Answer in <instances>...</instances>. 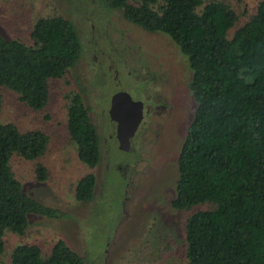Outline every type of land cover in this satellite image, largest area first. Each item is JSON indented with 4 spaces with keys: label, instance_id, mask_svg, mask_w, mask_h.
<instances>
[{
    "label": "trees",
    "instance_id": "1",
    "mask_svg": "<svg viewBox=\"0 0 264 264\" xmlns=\"http://www.w3.org/2000/svg\"><path fill=\"white\" fill-rule=\"evenodd\" d=\"M97 1L143 31L166 34L189 68L194 111L177 155L170 204L180 211L211 207L186 218V264H264V0L238 25L239 14L224 0ZM30 40L0 34V86L39 111L49 101L50 82L81 59L83 43L78 26L59 14L38 17ZM66 100L69 137L89 168L77 179L74 196L88 203L101 162L100 134L81 94L70 92ZM47 144L42 130L0 122V254L4 232L25 233L27 214L57 215L24 193L9 164L14 153L39 159ZM34 172L39 180L48 176L41 162ZM10 255L11 264H86L62 239L49 252L23 243Z\"/></svg>",
    "mask_w": 264,
    "mask_h": 264
},
{
    "label": "rangeland",
    "instance_id": "2",
    "mask_svg": "<svg viewBox=\"0 0 264 264\" xmlns=\"http://www.w3.org/2000/svg\"><path fill=\"white\" fill-rule=\"evenodd\" d=\"M224 1L239 14L238 25L259 0ZM55 14L71 19L80 29L81 59L63 77L50 82L49 101L42 110L29 109L16 92L0 86V122H11L23 131L39 129L47 135L43 156L29 160L14 153L9 164L24 193L56 210L57 215L29 213L25 233L5 231L0 264H11V250L16 245L35 243L49 252L58 239L86 264H186V218L197 209L211 206L180 211L170 204L175 195L177 155L194 111L185 57L166 34L143 31L124 20L119 11L104 9L97 0H0V34L30 43L36 19ZM125 60L144 74L145 66L153 72L159 70L158 78L170 86L172 107L167 131L158 135L154 147L149 145V138L145 140L150 149L142 151L141 159L133 151L135 144L130 151L119 149L115 134H111L113 121L106 111L114 88V70H120V62ZM101 78L106 81L102 95L106 104L99 105L94 85ZM124 90L135 99L132 91ZM78 91L85 95L84 102L102 136L101 162L94 169L95 194L88 203L74 196L77 179L89 168L79 160L66 127V94ZM37 162L47 168L46 179L36 177ZM121 162L126 169H120Z\"/></svg>",
    "mask_w": 264,
    "mask_h": 264
},
{
    "label": "flooded vegetation",
    "instance_id": "3",
    "mask_svg": "<svg viewBox=\"0 0 264 264\" xmlns=\"http://www.w3.org/2000/svg\"><path fill=\"white\" fill-rule=\"evenodd\" d=\"M102 54L104 53L102 52ZM107 58H109V55L106 57V59ZM101 61H104V60L102 59ZM101 61L99 62V64L102 66ZM120 66H121L120 70L118 68L114 70L115 72L114 73L115 81L113 83L114 88L112 92L110 93L111 96L109 98V102L107 104L108 108L106 111H107L108 117L110 118L109 108L111 104V98L118 91H126L124 90L125 88L132 91V93L135 96L134 100L141 101L142 117L134 132V135L130 138V148L128 149V151L132 150V145L135 144L133 151L141 159L142 151L145 149H150L146 147V143L148 142H145V140L149 138V145L151 144L150 146L154 147V145L158 141L157 140L158 135L161 136L167 131L165 126H167L166 123H167L168 117L170 115L171 107H172V103L169 98L170 86L169 84L168 86L167 84L164 85L165 84L164 80H161L160 78H158L160 76L159 70H156L155 72H153V71H150V69L147 66H145L144 69L146 70L147 73L144 74L142 73L141 69L137 67V65H135L133 68L132 66L129 67L126 60L123 62L121 61ZM119 73H122V77L119 75ZM144 78L145 79L147 78V79L143 80ZM99 81H98V85H94V88L97 89V92H96L98 96L97 100H98L99 105H101V104H106L105 102L102 101L103 87L106 81H104L103 78H101ZM78 92L81 94V96L83 97V100L85 101V95H83L81 91H78ZM100 99L103 103L100 101ZM89 110L91 112L90 108ZM104 110L105 109L102 108L101 111L104 112ZM91 119H92V116H91ZM111 120L113 121V124H114L113 125L114 133L113 131H111L112 132L111 134H115V138H116L117 123L113 119ZM105 125H106V128L108 129L109 126L107 124ZM102 141L104 142V139H102ZM105 141H106V138H105ZM117 143H118V140H117ZM100 149L102 151L101 139H100ZM135 159L136 161L138 160L137 158ZM119 166L121 170L126 167L124 162H121Z\"/></svg>",
    "mask_w": 264,
    "mask_h": 264
},
{
    "label": "water",
    "instance_id": "4",
    "mask_svg": "<svg viewBox=\"0 0 264 264\" xmlns=\"http://www.w3.org/2000/svg\"><path fill=\"white\" fill-rule=\"evenodd\" d=\"M110 118L116 121V138L121 150L130 148V138L142 117V103L134 100L126 91H118L111 98L109 108Z\"/></svg>",
    "mask_w": 264,
    "mask_h": 264
}]
</instances>
